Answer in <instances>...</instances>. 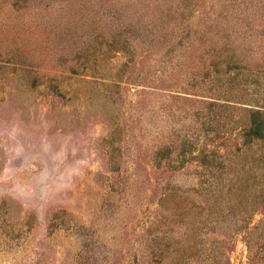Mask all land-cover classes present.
I'll return each instance as SVG.
<instances>
[{"label":"rangeland","instance_id":"rangeland-1","mask_svg":"<svg viewBox=\"0 0 264 264\" xmlns=\"http://www.w3.org/2000/svg\"><path fill=\"white\" fill-rule=\"evenodd\" d=\"M179 3L0 0V264H264V0Z\"/></svg>","mask_w":264,"mask_h":264},{"label":"trees","instance_id":"trees-1","mask_svg":"<svg viewBox=\"0 0 264 264\" xmlns=\"http://www.w3.org/2000/svg\"><path fill=\"white\" fill-rule=\"evenodd\" d=\"M195 2V0H183V3H179L183 8H188L189 4ZM90 55V53H88ZM88 60V57L85 53V62ZM228 63L237 64L235 68H240L238 65L240 59L235 56L234 53H231L226 56L225 59ZM248 125L245 127L244 137H246L247 141L252 140H264V110L260 108L250 109L247 118ZM194 150H197L198 153H203V148L199 149H181L177 155L167 158V168L170 170H177L183 168L185 164L189 161H197L199 165H203L204 167H208V163H204V156L200 158V155L194 153ZM174 188H169V191H172ZM159 241L156 242L155 247L152 249V255L155 257L154 264H167L165 258L168 255V248L172 245L170 241L174 242V235H164V237H159ZM165 239V240H164ZM162 241V242H161ZM178 241H175L177 243ZM164 243V244H163ZM178 264H184L182 260Z\"/></svg>","mask_w":264,"mask_h":264}]
</instances>
